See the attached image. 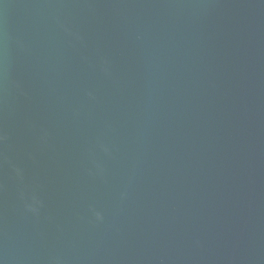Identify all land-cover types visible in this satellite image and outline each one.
Returning a JSON list of instances; mask_svg holds the SVG:
<instances>
[{
    "label": "water",
    "instance_id": "obj_1",
    "mask_svg": "<svg viewBox=\"0 0 264 264\" xmlns=\"http://www.w3.org/2000/svg\"><path fill=\"white\" fill-rule=\"evenodd\" d=\"M0 264H264V0H0Z\"/></svg>",
    "mask_w": 264,
    "mask_h": 264
}]
</instances>
